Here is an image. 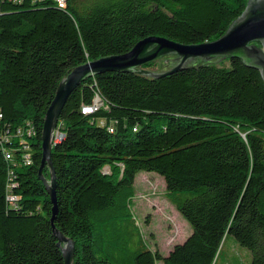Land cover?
<instances>
[{
	"label": "trees",
	"instance_id": "trees-1",
	"mask_svg": "<svg viewBox=\"0 0 264 264\" xmlns=\"http://www.w3.org/2000/svg\"><path fill=\"white\" fill-rule=\"evenodd\" d=\"M247 5L0 1V264H64L39 167L45 115L69 71L126 53L151 35L182 43L216 40ZM97 97L103 104L84 113ZM57 130L54 225L75 243L73 264H217L230 235L251 251V264H264L259 68L232 56L157 78L123 71L88 76L70 94ZM25 152L32 156L28 164ZM140 171L163 176L167 198L192 228L167 255L157 242L150 246L133 211ZM43 174L50 177L48 166Z\"/></svg>",
	"mask_w": 264,
	"mask_h": 264
},
{
	"label": "water",
	"instance_id": "water-1",
	"mask_svg": "<svg viewBox=\"0 0 264 264\" xmlns=\"http://www.w3.org/2000/svg\"><path fill=\"white\" fill-rule=\"evenodd\" d=\"M264 0H248L244 13L234 20L227 31L218 39L204 43H182L165 36L151 35L139 40L130 51L90 60L72 68L60 81L56 94L50 103L42 131V160L39 176L49 192L52 207V223L57 245L62 248L64 264H73L74 241L54 225L58 213L56 186L57 178L51 160L52 148L56 144L55 136L61 112L70 94L88 76L106 71L138 72L148 77L157 78L173 73L180 68L198 61L221 62L223 58L239 56L245 63L260 69L264 78ZM261 46V44H260ZM170 57L175 62L162 72L144 68L154 60ZM192 63H189L191 62ZM50 169V178L44 174V168Z\"/></svg>",
	"mask_w": 264,
	"mask_h": 264
},
{
	"label": "rangeland",
	"instance_id": "rangeland-1",
	"mask_svg": "<svg viewBox=\"0 0 264 264\" xmlns=\"http://www.w3.org/2000/svg\"><path fill=\"white\" fill-rule=\"evenodd\" d=\"M260 44L258 43L259 47L264 48V44L262 42ZM170 57L174 56L154 60L153 67L148 69L158 72L168 70L175 63L170 61ZM224 59L226 58L221 61ZM104 170H108V167ZM135 186L137 193L134 197L133 211L144 238L152 248H154V242H157L158 248L167 255L173 245L185 240L192 228L167 198L163 176L156 172L140 171L136 175ZM147 217L149 221H146ZM150 233L154 234L155 239H150ZM217 264H251V251L230 235L223 244Z\"/></svg>",
	"mask_w": 264,
	"mask_h": 264
},
{
	"label": "built area",
	"instance_id": "built-area-1",
	"mask_svg": "<svg viewBox=\"0 0 264 264\" xmlns=\"http://www.w3.org/2000/svg\"><path fill=\"white\" fill-rule=\"evenodd\" d=\"M14 1H21V0H14ZM55 1L57 2L59 7H65L66 6V0H55ZM102 104H103V102L97 97L94 100V104L92 106H85L83 108V112L84 113H87V112L91 113V112L97 110ZM0 117H1V114H0ZM101 123H104V122H101ZM61 137H62V134L60 133V131L56 130L55 141L57 142L58 140L61 139ZM24 148L27 149L28 146L24 145ZM23 162L24 163H30L31 162L30 152H25ZM12 198H14V197H12Z\"/></svg>",
	"mask_w": 264,
	"mask_h": 264
},
{
	"label": "bare ground",
	"instance_id": "bare-ground-1",
	"mask_svg": "<svg viewBox=\"0 0 264 264\" xmlns=\"http://www.w3.org/2000/svg\"><path fill=\"white\" fill-rule=\"evenodd\" d=\"M5 155H6L7 158L11 157V153L9 151H6ZM31 161H32V156H31ZM25 164H28V163H25Z\"/></svg>",
	"mask_w": 264,
	"mask_h": 264
}]
</instances>
